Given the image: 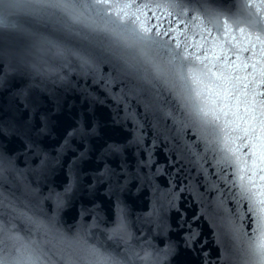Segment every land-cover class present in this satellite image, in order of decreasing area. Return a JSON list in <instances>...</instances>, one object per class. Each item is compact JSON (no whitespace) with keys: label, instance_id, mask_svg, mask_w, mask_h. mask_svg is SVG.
<instances>
[{"label":"water","instance_id":"1","mask_svg":"<svg viewBox=\"0 0 264 264\" xmlns=\"http://www.w3.org/2000/svg\"><path fill=\"white\" fill-rule=\"evenodd\" d=\"M30 7L0 25V257L261 264L241 184L264 185V0Z\"/></svg>","mask_w":264,"mask_h":264},{"label":"snow or ice","instance_id":"2","mask_svg":"<svg viewBox=\"0 0 264 264\" xmlns=\"http://www.w3.org/2000/svg\"><path fill=\"white\" fill-rule=\"evenodd\" d=\"M33 0H0V25H4L6 23V14L5 9L8 10L7 15H11L15 11L25 12L27 14H31L34 9L30 7V4ZM61 4H63L66 8L74 7L76 0H59ZM95 4L107 5L108 0H92ZM130 5H125L124 7H129ZM137 19H139L137 17ZM8 27L16 28V24H8ZM141 30L147 36L152 32L150 27H145L141 25ZM156 35H160L159 32ZM164 35H167V31H165ZM259 39V37H257ZM32 117H34L33 125L29 130L27 135L28 143L26 144L27 148L38 150V152L43 153L45 157L47 153L43 151L40 146V139L47 136L50 131L51 118L47 113L33 112ZM91 125L85 123L82 127L73 126L69 129L64 135V145L71 143V141L79 136L82 139L86 138L90 135ZM107 150L113 154L118 153L119 147L117 145H108L106 146ZM259 158L264 164V144L259 146ZM257 153H253L256 155ZM83 159V156L81 157ZM2 169H0V174H2ZM259 171L264 173V167H260ZM256 173L253 172L252 177L248 179V185L241 184V190L244 194L242 198H248L251 201V205L248 208L249 212H255L258 221L257 231L259 235L253 241L254 249L253 251L257 252L262 258H264V185L256 184ZM241 181L245 178L243 176L240 177ZM260 181H264V175L259 176ZM253 186H255V190H253ZM0 264H10L8 260L0 257ZM261 264H264V259L261 260Z\"/></svg>","mask_w":264,"mask_h":264}]
</instances>
